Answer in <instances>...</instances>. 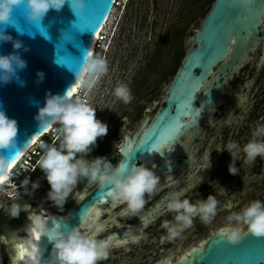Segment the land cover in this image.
Wrapping results in <instances>:
<instances>
[{"label": "water", "instance_id": "95a60500", "mask_svg": "<svg viewBox=\"0 0 264 264\" xmlns=\"http://www.w3.org/2000/svg\"><path fill=\"white\" fill-rule=\"evenodd\" d=\"M114 3L115 0H85V9L78 16L67 5L58 12L49 9L40 26L26 21L23 5L15 9L14 18L23 33H17L12 26H7L5 31L13 40L21 41L23 47L13 49L11 41L0 42V54L15 51L26 61V67L18 72L19 79L24 81L23 86L16 80L0 86V109L9 118L16 120L18 129L16 145L2 150L11 165L46 131L39 129L37 121L34 120L37 108L44 104L45 93L63 94L77 84L73 72L79 68L86 52L91 51L93 36L107 23ZM210 5L200 26L186 33L184 47L187 46V50L174 77L170 82L165 85L162 82L159 86L163 99L161 105L151 117L147 115L132 133L124 134L118 149L120 161H112L114 154L95 157H105L122 168L131 163H152L157 157L169 158L174 153L184 154L185 151L189 157L191 142L181 138H186L192 131H195L196 136L200 135L211 121L213 109L221 101L223 81L242 64L250 51L261 41L264 42V0H214ZM158 22L159 17L155 11L150 22V35H154ZM24 47L27 51L23 50ZM217 64L219 77H223L220 82L211 78L218 77L214 75ZM37 71L44 74L40 82H37ZM193 80L199 87L196 92L195 89L186 87ZM145 115L146 113L138 122ZM123 122L128 130L126 120ZM92 155L90 153L86 159ZM189 162V158H186L183 162L162 163L152 170L154 173L178 171L183 163ZM79 182L85 188L94 184L87 183L86 179ZM109 202L112 201L106 196V190L95 185L64 215L44 210L38 205L23 220L15 235H26L24 227L30 223L28 218L33 214L49 220V225L55 220L61 224L81 227L83 224L80 221L87 218L95 204ZM140 225L137 224L133 229ZM126 232L127 230L121 234ZM118 235L115 232L101 239L105 248ZM38 244L44 250L43 257L47 259L51 244L43 235ZM174 264H264V237H254L245 230L239 242L230 243L217 230L192 248L187 255L178 258Z\"/></svg>", "mask_w": 264, "mask_h": 264}, {"label": "clouds", "instance_id": "9594fccd", "mask_svg": "<svg viewBox=\"0 0 264 264\" xmlns=\"http://www.w3.org/2000/svg\"><path fill=\"white\" fill-rule=\"evenodd\" d=\"M21 5L26 21L40 26L49 9L58 12L67 5L69 10L78 16L85 9V0H0V42L11 41L13 49H21L22 43L13 40L5 28L12 26L17 33H23L14 18L15 9ZM114 40L115 34L110 37L109 45ZM23 50L27 51V48L24 47ZM25 67L26 61L18 52L0 54V86L12 80L23 86L24 81L19 79L18 72ZM107 70L106 60L101 55H93L88 51L73 74L75 82L79 81L83 86L91 87L93 81L90 77H99ZM43 75V72L37 71V82L43 80ZM186 87L195 89L194 92L199 89L195 80L188 82ZM113 95L124 104L130 103L133 98L130 89L124 84H118ZM34 120L37 121L39 129H51L58 137V143H47L43 140L39 142L41 153L32 169L39 168L43 173L49 185L47 199L57 209H63L70 193L81 179L106 190V196L114 204H124L123 212L129 217L135 216L144 207L145 194L152 193L160 179L151 168L136 163L122 168L102 156L91 160L85 158L95 147L97 138L105 136L108 130L107 124L96 118L93 106L73 96L70 89L63 94L46 92L44 104L37 108ZM17 130L16 120L9 118L5 111L0 109V182L13 175L10 171L11 161L2 154V150L16 145ZM261 137H264V125L258 124L242 148H239L235 141L224 145L222 150L227 151L230 156L227 168L230 175L237 174L234 160L237 151L244 153L247 162L254 161L258 156L264 157V139H260ZM18 174L17 172L15 175ZM39 186V179L30 182L28 176H24L20 181V189L28 195ZM180 197L181 193L173 192L166 204L167 210L175 213V223L170 224L165 220L161 224L169 240L178 237L183 228L190 227L194 216H198L203 224L208 225L216 215L217 201L213 194L196 203ZM29 207L27 203H19L16 199H12L10 203L0 201V210L11 218L17 217ZM28 219L30 223L25 230L26 235L10 237L15 259L22 264H97L108 256L104 242L97 239L105 230L104 222L98 218L80 221L86 225L87 231H82L79 225L69 226L55 220L49 225V220L37 214ZM227 221L219 231L230 243L239 242L245 234V229L247 234L250 233L254 237H264V202H248L239 211L231 212ZM42 235L51 244L47 259L43 257L44 250L38 244ZM2 239L3 237H0V240ZM138 239V236L130 237L132 242ZM163 264H167V261Z\"/></svg>", "mask_w": 264, "mask_h": 264}, {"label": "flooded vegetation", "instance_id": "af4514ba", "mask_svg": "<svg viewBox=\"0 0 264 264\" xmlns=\"http://www.w3.org/2000/svg\"><path fill=\"white\" fill-rule=\"evenodd\" d=\"M151 1L153 2L152 19L155 11L158 14V8L156 6L157 0ZM149 31L150 24L148 39L151 40L157 28L154 35H150ZM117 32L116 39L120 36L119 29ZM185 35L186 33L182 37V47H184ZM159 50L155 46L150 55H147L146 60H153L152 58ZM145 64L144 67L147 66ZM214 75L218 77L211 78L219 82L223 81V77H219V64L214 67ZM167 82L164 80L163 85ZM118 84V80L115 81L113 83L114 88ZM141 84L143 83H140V79L136 80V78L130 77L127 87L130 89L133 98L130 103L124 105L125 111L129 108L138 107L137 92ZM103 88L105 89L106 86ZM158 90L159 87H156L153 93L156 94ZM110 92L108 86L107 90L103 92L104 97ZM221 93V101L213 109L211 121L203 128L200 135L196 136L195 131H192L186 138H181V140L191 142L189 157L185 151L184 154L174 153L169 158L157 157L152 163L137 162L138 165L155 169L162 163L183 162L186 158L190 160L189 163H183L178 171L170 170L166 173H155L160 177L158 185L152 193L145 194L144 207L135 216L129 217L125 214L123 212L125 205L122 203H97L92 207L86 219L91 221L98 218L105 224V230L97 236V239H104L115 232L119 234L118 237L110 241V246L106 248L108 251L107 258L98 261L97 264H163L165 261L174 264L178 258L187 255L192 248L197 247L200 242L205 241L212 233L224 226L228 222L227 216L231 212L239 211L252 200L264 202V157L258 156L254 161L247 162L244 153L237 151L234 157L237 174L230 175L227 170L230 156L227 151L222 150L229 141H235L238 147L242 148L250 138L252 130L258 124L264 125L263 41L253 51L249 52L248 57L230 73L229 77H226L222 84ZM161 95L160 89L159 93L151 98L154 102L159 101L160 98L162 99ZM104 101L106 100L102 98V101L97 104V106L101 104L102 112H104ZM115 105V108L110 109L108 119L103 121L108 126L107 134L102 138H97L95 148L97 152L89 160L97 155L114 154L112 161L119 162L121 157L118 149L124 134L126 132L132 133L135 127L148 115L146 114L128 131L123 122V115H121L123 111L118 109V98H116ZM120 106L122 108V104ZM116 132L121 136V141L117 149L107 151L104 145L112 136L116 135ZM260 139H264V137ZM37 171L38 169L35 172ZM95 185L94 183L85 188L78 181L65 203L66 209L61 211L51 208L50 210L64 215L68 209L82 200ZM173 192L181 193L180 198H187L191 203H196L206 198L207 195L213 194L217 201L215 217L208 225H205L198 216H194L190 227L183 228L178 237L172 240L167 239L166 230L161 224L165 220L170 224L175 223V213L169 212L166 207ZM21 193L24 195L23 191ZM12 199H16L17 202L21 201V197L18 195V197L10 198L8 203ZM52 204V202H44L42 208ZM38 205L40 204L37 203L36 207ZM139 223L141 225L133 229ZM81 230L87 231L86 225L83 224ZM126 230L127 232L122 235L121 233ZM131 236H138L139 239L132 242Z\"/></svg>", "mask_w": 264, "mask_h": 264}, {"label": "rangeland", "instance_id": "374dc122", "mask_svg": "<svg viewBox=\"0 0 264 264\" xmlns=\"http://www.w3.org/2000/svg\"><path fill=\"white\" fill-rule=\"evenodd\" d=\"M210 1L211 0H157L156 6L158 8L159 22L157 31L151 40L148 39L149 24L153 10V2L151 0H126L124 3L120 2V5L114 8L115 11L113 13L112 23H108V26H112L113 22L115 20L117 22L121 17L118 25L120 36L117 39L115 38L110 45L109 55L106 60L108 71L106 72L107 74L104 75V81L108 82V84L102 85V87L109 86L111 92L107 96L102 97L106 100L103 106L104 112L101 110V104L97 106L100 101L94 103V106H96L95 116L97 119L102 122L106 121L110 109L116 107V97L113 95V83L118 80L119 84L127 85L130 77L136 78V80L140 79V83L143 84L138 87L137 108H129L125 111L123 107H125L124 105L126 104L118 99V109L123 111L121 115H123V120H126L128 130L133 128L144 113L148 114L150 117L154 114L161 105L162 99L160 98L159 101L157 100L154 102L152 98L158 94L159 91L154 94L155 92L153 93V90L156 87L158 88L164 80L169 82L174 77L185 51L187 50V46L182 47L181 45L182 37L185 33H188L190 29L200 26L205 12L210 7ZM155 46L158 50L160 48L159 52L155 54V57L152 58L153 60L147 61V55H150L151 50L154 49ZM144 64L147 66L144 67ZM112 85L113 87H111ZM120 104H122V108ZM120 141L121 136L116 132V135L114 137L112 136L106 142V145H104L105 149L107 151H114L117 149ZM96 145L92 148L90 153L94 154L97 152V149H95ZM33 175L30 182L39 179L40 186L36 188L31 195L25 193L22 195V193H19L21 197L19 203H27L30 206L29 209L21 211L15 218L7 216L0 210V237H3V239L0 240V245H2L1 254L3 257V264H14V250L10 237L15 235L18 227L23 223V220L33 212L37 203L43 206L44 202H51L46 196L49 185L43 173L38 168V171L34 172ZM7 192L11 193L12 189L5 188L3 191H0V201L8 202L10 200V198L5 195ZM66 207L67 206L64 204L63 209L58 210H65ZM51 208L57 209L53 204L48 207L45 206L43 209L50 210Z\"/></svg>", "mask_w": 264, "mask_h": 264}, {"label": "bare ground", "instance_id": "6f19581e", "mask_svg": "<svg viewBox=\"0 0 264 264\" xmlns=\"http://www.w3.org/2000/svg\"><path fill=\"white\" fill-rule=\"evenodd\" d=\"M121 2H125L126 0H120ZM128 1V0H127ZM116 7V6H115ZM112 9V12H111V15L107 21V23L105 24V26L103 28H101L100 30H98L94 36H93V40H92V47H91V51L92 54L96 53V54H99L101 55L105 60H107L108 58V55H109V49H110V45H109V42H110V37L112 35H116L117 33V29H118V25H119V22H120V18L118 19V21L116 22V20L113 22V25L112 26H108V23H112V19H113V13H114V8ZM116 23V25H115ZM118 23V24H117ZM100 32H104L106 34V37H105V40H103V44H102V47L98 48L97 50L95 49V41L98 39V36H99V33ZM108 71V70H107ZM107 73L99 76V77H90V79L93 81L91 87H85L83 86L79 81L77 82L76 85H74L72 88H71V92L73 94V96H77L79 98H81L82 100H84L87 104L94 106V103H98L99 101H102V97L104 96L103 92H105V90H107V87L104 89H102V85H105V84H108V82H105L104 79V75H106ZM81 88L83 89L82 92H81ZM49 129H46L45 133L48 131ZM44 133V134H45ZM43 134V135H44ZM39 139L36 138L24 151L23 153L14 161V163L11 165L10 167V171H12L14 165L19 161L21 160L22 156L28 151L30 150V148L32 147V145H34L37 140ZM10 177V176H9ZM9 177H6L4 181H6ZM3 182H0V185H2ZM42 204V203H41ZM42 206V205H41ZM29 223L24 227V230L27 229ZM3 260V259H2ZM169 262V261H167ZM14 264H22V262L20 261H17V260H14Z\"/></svg>", "mask_w": 264, "mask_h": 264}, {"label": "built area", "instance_id": "2783aa9c", "mask_svg": "<svg viewBox=\"0 0 264 264\" xmlns=\"http://www.w3.org/2000/svg\"><path fill=\"white\" fill-rule=\"evenodd\" d=\"M120 0H115L114 6H118L120 5ZM105 26V25H104ZM106 34L104 32H100L98 39L95 41L94 45H95V49L97 50L98 48L102 47L103 44V40H105ZM96 53H94L93 55H95ZM82 88H81V92H82ZM77 97V96H76ZM49 139V141L47 140ZM43 140L47 143H55L58 141V137L54 134V132L49 129L44 135L42 134L39 139L37 140V142L32 145V147L30 148V150H28L21 158V160H19L13 167L11 173L13 175H10V177L4 181V183L2 185H0V191H3V189L8 188V189H12L11 193H5V195L8 198H14L17 197L19 195V193H21L22 191H20V181L24 178V176H28L29 180L31 179L33 173L38 169L36 168L35 170H32L35 167V162L38 159L41 150L39 149V142ZM19 173L18 175H15L16 173ZM15 192V193H13ZM2 255V254H1ZM3 259V257H2ZM2 264H3V260H2Z\"/></svg>", "mask_w": 264, "mask_h": 264}, {"label": "trees", "instance_id": "16d2710c", "mask_svg": "<svg viewBox=\"0 0 264 264\" xmlns=\"http://www.w3.org/2000/svg\"><path fill=\"white\" fill-rule=\"evenodd\" d=\"M212 2H213V0H211L209 4H212ZM210 6H211V5H210ZM207 11H208V9H207ZM207 11H206V12H207ZM206 12H205V14H206ZM47 140L49 141V139H47ZM33 178H34V175H33ZM0 250H1V252H2V245H0Z\"/></svg>", "mask_w": 264, "mask_h": 264}, {"label": "snow or ice", "instance_id": "6c2138e0", "mask_svg": "<svg viewBox=\"0 0 264 264\" xmlns=\"http://www.w3.org/2000/svg\"><path fill=\"white\" fill-rule=\"evenodd\" d=\"M10 167H11V164H10Z\"/></svg>", "mask_w": 264, "mask_h": 264}]
</instances>
